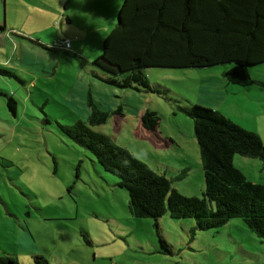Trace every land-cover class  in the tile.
<instances>
[{"label": "rangeland", "instance_id": "rangeland-1", "mask_svg": "<svg viewBox=\"0 0 264 264\" xmlns=\"http://www.w3.org/2000/svg\"><path fill=\"white\" fill-rule=\"evenodd\" d=\"M122 2L0 0V67L20 80L0 76V256L19 264H34V255L49 264H264V242L238 218L192 234L193 220L162 217L158 232L170 254H160L154 221L132 217L118 179L60 132L58 125L86 120L90 96L110 113L94 129L164 171L161 165L177 164L182 151H159L133 116L154 110L161 133L184 136L189 146L196 143L192 122L177 111L185 100L255 130L264 143V64L251 68L255 84L246 87L223 82L218 67L147 70L149 81L166 91L161 95L117 90L91 78L87 70H96L87 60L100 56ZM67 40L68 54L43 48ZM213 82L218 98L210 108L203 93ZM5 96L15 100V113ZM120 105L123 116L116 119L112 113ZM186 153L195 161L191 147ZM232 163L247 180L264 185L260 159L234 155ZM179 187L188 191L182 181Z\"/></svg>", "mask_w": 264, "mask_h": 264}, {"label": "trees", "instance_id": "trees-1", "mask_svg": "<svg viewBox=\"0 0 264 264\" xmlns=\"http://www.w3.org/2000/svg\"><path fill=\"white\" fill-rule=\"evenodd\" d=\"M43 48L70 53L55 47ZM262 64L264 0H123L113 29L102 41L100 56L89 62L97 73L89 71L109 87L161 95L166 91L158 90L160 86L149 81L147 70L217 66L226 83L246 87L255 84L250 77L251 68ZM0 76L20 82L4 67H0ZM5 97L7 107L15 113V100ZM182 101L183 106H178L177 111L192 122L203 169L201 197L182 195L163 175L116 145L108 135L97 132L94 128L104 125L110 113L90 96L86 100V120L58 128L118 179L117 186L127 192L132 217L154 221L160 254H170V246L158 232V221L166 216L171 220H193L192 234L219 229L228 220L238 218L264 242V185L247 180L232 163L234 155H240L258 158L264 167V143L256 133L218 111ZM112 114L119 115V109ZM158 123L159 116L153 110H146L141 116L147 131H153ZM85 243L91 246L90 241ZM33 258L34 264H49L42 256ZM0 264L19 262L2 255Z\"/></svg>", "mask_w": 264, "mask_h": 264}, {"label": "crops", "instance_id": "crops-1", "mask_svg": "<svg viewBox=\"0 0 264 264\" xmlns=\"http://www.w3.org/2000/svg\"><path fill=\"white\" fill-rule=\"evenodd\" d=\"M2 10H3V8H2ZM67 21L69 22L68 19H67ZM72 56L75 57V55H73V54H72ZM87 63L89 64V60H87ZM214 68H217V66L216 67H210V68L193 69V70L205 71V70H212ZM8 70H10V69H8ZM190 70H192V69H190ZM222 72L223 71H221V74H222ZM87 73L92 78V72L87 70ZM221 80L223 82H225L224 79L222 78V76H221ZM100 84H102L104 86H107L106 84H104L102 82H100ZM217 84L214 83V82L210 83V85H209L210 87L206 88V90L203 93L204 96H206V99L203 100V103L207 107H210V108L212 107L210 102H209L210 100L218 98V92H216L218 90L217 86H216ZM107 87H109V86H107ZM109 88H112V87H109ZM113 89H115V88H113ZM117 90H120V89H117ZM127 90H129V89H127ZM135 92L139 94V92H137V91H135ZM222 93H224V92H222ZM145 95L147 96L148 93L145 94ZM122 106H124V105H120V106L117 107V109H119L120 114L119 115L114 114L116 119L123 116L121 114L122 113ZM147 110H150V109H147ZM144 112L141 111L139 115L133 116L135 121L138 120L136 122H139V124H140L139 127H138V130L142 134V136L147 137L150 140V142L157 149H159V151L170 150L172 153H174L173 152L174 150H181L182 151V154L176 155L179 158L178 159L179 161H178L177 164L168 165V166L161 165L162 168L164 169V171L163 170H159L158 172L155 171V170L154 171L156 173L160 174V175H163L166 179H168L171 182L172 188L177 190L182 195L187 196V197H201V195L203 193V190H204V180H203V169H202V165H201V160H200V155H199V149H198L197 142L195 143L193 141V142H191L189 144V146H186V143L184 141V136H175V135L167 136V135H163L161 133V131H160L159 126H157L153 131L145 130L143 128L142 124H141V116L143 115ZM88 113H89V110H88ZM227 119H229V118H227ZM230 121H232V120H230ZM232 122L235 123L234 121H232ZM235 124H237V123H235ZM237 125H239V124H237ZM239 126L244 128V129H246V130H248V131L250 130V131L256 133V131L251 129V128H246V127H243L241 125H239ZM182 146L184 147V149H183ZM188 147H191V150L193 151V158L192 159L195 160V161L191 160L192 162H190L189 160H186V155L190 158V156L187 153L185 154V152L188 150ZM172 156H175V155H172ZM192 165L195 166V168L193 170H192ZM193 173H196V175H193ZM180 181H182V183L184 184V187H187L188 191H186L185 189L179 187ZM93 262H95V261H93Z\"/></svg>", "mask_w": 264, "mask_h": 264}, {"label": "built area", "instance_id": "built-area-1", "mask_svg": "<svg viewBox=\"0 0 264 264\" xmlns=\"http://www.w3.org/2000/svg\"><path fill=\"white\" fill-rule=\"evenodd\" d=\"M55 46H56L55 48L69 51L71 49V41L69 40L63 41L59 43L58 45L56 44Z\"/></svg>", "mask_w": 264, "mask_h": 264}]
</instances>
